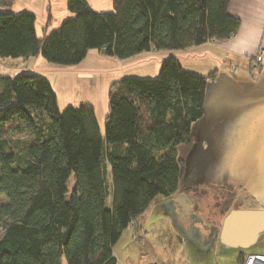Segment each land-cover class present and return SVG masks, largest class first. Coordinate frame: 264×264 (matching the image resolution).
<instances>
[{
  "label": "trees",
  "instance_id": "obj_1",
  "mask_svg": "<svg viewBox=\"0 0 264 264\" xmlns=\"http://www.w3.org/2000/svg\"><path fill=\"white\" fill-rule=\"evenodd\" d=\"M229 2L112 0L113 12L100 13L66 0L72 17L40 38L32 13L2 11L0 59L70 67L89 50L126 60L226 42L240 27ZM215 78L186 72L170 55L154 79L115 81L101 134L90 104L60 111L42 76H0V264H116L123 231L179 190L176 149L193 145L191 126Z\"/></svg>",
  "mask_w": 264,
  "mask_h": 264
},
{
  "label": "rangeland",
  "instance_id": "obj_2",
  "mask_svg": "<svg viewBox=\"0 0 264 264\" xmlns=\"http://www.w3.org/2000/svg\"><path fill=\"white\" fill-rule=\"evenodd\" d=\"M86 1L94 11L113 12L112 0ZM64 3L63 0H53V12H50L45 0H17L7 11L13 14L28 11L26 9L35 11L34 14L28 12L35 15L37 31L42 34L48 14L54 17L47 33L72 17L68 11H64L67 14L64 18L60 14ZM174 56L179 58L178 53ZM19 62L22 59H0V76L31 73L22 72L26 64ZM232 80L233 88L225 91L217 112L209 114L207 125L193 130V145H179L176 149L183 163L179 194L186 193L199 213V220L191 225L193 230H188L179 221L178 241L168 221L163 198L157 197L136 221L139 225L147 218L143 227L146 241L137 236L139 229H135L134 239L141 247L130 241L134 229V223L131 224L113 247L118 261L129 258L139 264H224L236 251V257L243 252L264 254V233L249 247H230L223 244L211 229L204 227L208 222L219 224L228 209H264V69L252 76L248 72L241 81ZM72 182L71 177L68 188ZM107 204H110V198ZM159 235H163L165 243ZM198 241L207 249H203ZM168 242L174 244L171 252L168 251ZM175 248H179L177 252ZM60 264H66L64 258Z\"/></svg>",
  "mask_w": 264,
  "mask_h": 264
},
{
  "label": "crops",
  "instance_id": "obj_3",
  "mask_svg": "<svg viewBox=\"0 0 264 264\" xmlns=\"http://www.w3.org/2000/svg\"><path fill=\"white\" fill-rule=\"evenodd\" d=\"M15 1L17 0L13 1V5ZM28 1L29 0H26V2ZM45 1L49 5L48 9H50V12H53V0ZM63 2H65L63 5L64 10L61 11L60 14L64 18L67 16L64 12L67 11V8L66 0H63ZM9 9H1L0 12ZM26 10L30 11L29 9ZM30 12L33 13L35 11ZM228 13L239 19L240 27L238 32L226 42L205 43L174 53H143L126 60H118L113 57L103 56L96 50H89L81 63L70 67L49 64L40 57L29 58L27 60L22 59V62L19 63L22 65L26 64V66L21 69L22 72L36 73L49 82L56 95L57 105L60 111L70 106L78 107L80 104H90L94 109L100 132L103 134L104 122L108 115L109 86L113 82L125 77L154 79L159 73L161 60L178 53L179 58L177 57V61L186 72L200 76L216 73V80L214 82H209L206 88L203 117L191 126V132L193 134L194 129H201L204 125H207L211 112H217L216 108L222 103L221 100L226 94L225 91L234 86V80L232 79L238 81L240 79L241 81L246 78L248 72L250 76H252L258 70L264 69V0H230ZM53 17L54 15L48 14L47 19L44 21L45 26L42 31L48 30ZM35 31L39 38L43 36V33H38L36 22ZM259 51L263 52V57L261 62L257 63L255 61V56ZM236 209H230L229 212ZM224 217L218 226L217 237H219ZM146 220L147 218H144L139 225L137 222L134 223V229L131 235L132 240H130L132 243L140 246L137 239H134L136 234L135 229H139L137 236L139 235V238L146 241L147 234L146 231L144 232L143 230ZM165 221L167 220L165 219ZM139 232L144 234L141 236ZM162 236L163 235H159L158 237L165 243V239ZM171 243L170 245L168 242V251L170 252L173 249L172 245H174L173 242ZM197 243L200 244L203 249H207L206 245H202L199 241ZM178 249L179 248H175L176 252ZM237 253L238 251L234 253V256L230 260L224 262V264H237L245 256L254 254H246L243 252L239 253L236 257ZM240 256L242 257L240 258ZM116 264L139 263H135L128 258L124 262L117 260Z\"/></svg>",
  "mask_w": 264,
  "mask_h": 264
},
{
  "label": "water",
  "instance_id": "obj_4",
  "mask_svg": "<svg viewBox=\"0 0 264 264\" xmlns=\"http://www.w3.org/2000/svg\"><path fill=\"white\" fill-rule=\"evenodd\" d=\"M264 233V209L231 210L223 219L220 241L230 247L251 246Z\"/></svg>",
  "mask_w": 264,
  "mask_h": 264
},
{
  "label": "flooded vegetation",
  "instance_id": "obj_5",
  "mask_svg": "<svg viewBox=\"0 0 264 264\" xmlns=\"http://www.w3.org/2000/svg\"><path fill=\"white\" fill-rule=\"evenodd\" d=\"M162 202L166 207V214L168 216L169 221L171 222V226L173 227L176 233L177 240L179 241V231L181 230L179 228V221L183 223L188 230L192 231L193 229L191 228V225L193 224V222H197L199 220V213H197L195 205L193 204L192 200H189L187 194H179V190L174 195L168 198H163ZM229 210L230 209L226 211L228 212ZM221 216L223 215L221 214ZM174 219H176V221ZM219 225L220 223L214 224L208 222L206 225H204V227L211 229L212 232L215 233L216 236H218ZM190 238L193 237L191 236ZM194 239L197 241L196 238Z\"/></svg>",
  "mask_w": 264,
  "mask_h": 264
},
{
  "label": "built area",
  "instance_id": "obj_6",
  "mask_svg": "<svg viewBox=\"0 0 264 264\" xmlns=\"http://www.w3.org/2000/svg\"><path fill=\"white\" fill-rule=\"evenodd\" d=\"M263 57V52L259 51L255 56V61L257 63L261 62ZM237 264H264V255L260 254H249L245 256L239 263Z\"/></svg>",
  "mask_w": 264,
  "mask_h": 264
}]
</instances>
